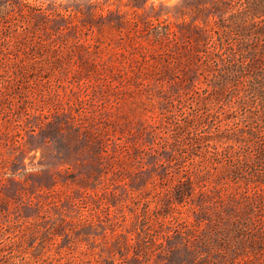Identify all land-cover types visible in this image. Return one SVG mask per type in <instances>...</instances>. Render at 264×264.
Returning a JSON list of instances; mask_svg holds the SVG:
<instances>
[{"label": "rangeland", "instance_id": "obj_1", "mask_svg": "<svg viewBox=\"0 0 264 264\" xmlns=\"http://www.w3.org/2000/svg\"><path fill=\"white\" fill-rule=\"evenodd\" d=\"M27 1L0 61V264H264V36L237 81L230 0Z\"/></svg>", "mask_w": 264, "mask_h": 264}, {"label": "trees", "instance_id": "obj_2", "mask_svg": "<svg viewBox=\"0 0 264 264\" xmlns=\"http://www.w3.org/2000/svg\"><path fill=\"white\" fill-rule=\"evenodd\" d=\"M235 2V0H230V26L236 25L241 29L245 42L243 45L236 46L230 44V55L227 60L228 68L233 72L235 80L239 81L248 71L254 70L252 62L254 58L260 56L258 50L262 41L261 36H264V0H244V5L241 4L238 10H235ZM212 4L218 12L223 14L229 6L225 0H216ZM39 13L42 14V7L27 0H0V61L11 59V55L19 53L22 50V45L26 44L23 39L14 37L11 32L8 33L9 29L11 27L12 29L16 28V31L23 29L26 20L39 18L37 16ZM169 34V31L163 33L165 36ZM219 41L221 45V39ZM238 50L243 56L241 61L236 60ZM262 52L264 53V49ZM225 60L222 59V61ZM255 76L254 81L260 83L256 89L258 93H262L264 71L256 72Z\"/></svg>", "mask_w": 264, "mask_h": 264}]
</instances>
